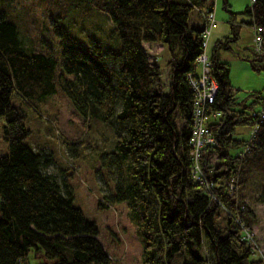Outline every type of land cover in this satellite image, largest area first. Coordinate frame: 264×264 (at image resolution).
<instances>
[{
	"label": "trees",
	"instance_id": "1",
	"mask_svg": "<svg viewBox=\"0 0 264 264\" xmlns=\"http://www.w3.org/2000/svg\"><path fill=\"white\" fill-rule=\"evenodd\" d=\"M88 1L109 16L120 51L104 50L96 41L83 47L63 26L41 30L25 48L15 23L0 13V118L8 150L0 153V264H210L204 241L213 264H264L241 235L242 226L251 229L256 221L245 197L264 203V120L252 115L264 108V95L234 96L229 64L216 54L236 38L238 12L229 11L226 20L234 37L216 40L208 54L219 86L211 108L219 115L208 121L215 144L202 150L203 183L190 174L193 92L186 74L196 68L205 14L214 2ZM192 12L201 26L191 23ZM242 13L261 29L254 59L264 64V0H251ZM144 42L168 48L167 91ZM58 94L86 129L104 122L115 134L112 147L90 168L77 160L83 136L64 138L83 170L77 175L61 168L60 179L46 172L55 161L27 141L24 112L11 102L12 95L32 104ZM238 125L258 129L247 140L235 139ZM252 179L259 181L257 191L250 189ZM80 185L102 224L74 205Z\"/></svg>",
	"mask_w": 264,
	"mask_h": 264
},
{
	"label": "rangeland",
	"instance_id": "2",
	"mask_svg": "<svg viewBox=\"0 0 264 264\" xmlns=\"http://www.w3.org/2000/svg\"><path fill=\"white\" fill-rule=\"evenodd\" d=\"M212 1L214 2L212 11H214L215 23L210 28L211 35L207 38L209 42L206 53L212 48L213 41L210 38L213 34L218 38L223 35L234 37L230 29L228 32V24L224 21L230 14L229 11L238 12L235 18L237 21L235 23L236 38L227 42L228 48L217 47L216 54L221 61L229 64V81L233 89L236 90L234 96L244 99L248 97L249 93H258V91L264 95V68L262 67L264 64L262 61L254 59L255 31L252 25L246 22L249 16L242 13L251 0H228L227 10L223 9V0ZM0 13L15 23L18 40L25 48H30L36 42L37 35L41 30L52 31L54 26H63L83 47H88L91 42L96 41L104 50L110 49L114 52L121 50L120 37H118L117 30L109 16L105 11L95 6L94 2L92 4L88 0H0ZM191 16H195L194 12L191 13ZM197 26H199L198 23ZM162 46L153 42L143 43V47L148 51V57L154 60L159 68L161 67V78L165 82L167 91L170 82L168 75L170 69L166 66V62L170 56L168 48ZM11 102L24 112L26 126L30 129L27 141L35 148L50 153L51 158L54 159L55 162L47 166L46 172L52 173L57 179H60L64 168H68V170L74 168L77 175L81 174L83 170L81 166L77 165L76 158L65 147L64 138L78 140L83 136L77 160H82L86 168L95 165L97 155L102 150H109L112 147L115 134L111 125L99 121L98 124L90 122V126L86 129L83 122L76 121L79 116L65 102L61 94L54 97L48 96L40 101L33 100L32 104H27L17 95H12ZM3 122L4 118L1 117V154L8 152L7 142L2 139ZM252 131L251 126L238 125L234 138L247 140ZM212 161L217 163L215 156ZM102 186L106 190L103 183ZM258 188L259 181L252 179L251 191H257ZM245 199L256 214V221L253 223L251 231L257 246H259V252L264 255V203L255 202L248 196ZM73 200L74 205L83 211L89 221H95L98 225L104 222L102 214L90 205L84 185L75 189ZM204 242L202 253L210 260V264H213L214 261L209 254L207 242ZM30 260L32 259L30 258ZM177 263H180V260L177 259Z\"/></svg>",
	"mask_w": 264,
	"mask_h": 264
},
{
	"label": "built area",
	"instance_id": "3",
	"mask_svg": "<svg viewBox=\"0 0 264 264\" xmlns=\"http://www.w3.org/2000/svg\"><path fill=\"white\" fill-rule=\"evenodd\" d=\"M212 10L208 11V13L205 14L206 25L204 26L202 31L203 48L202 52L199 53L195 59L196 68L193 72H188L186 74L188 86L192 89L193 92V101L191 107L192 124L190 129L191 133L188 138V152L191 163L190 174H192V178L195 182L199 181L203 183H205V179L202 173L201 162H199L200 157L203 153L202 150L207 146L215 144L214 134L208 126V121H210L212 118H216L219 115V112L217 110L215 111L213 110V108H211V104L215 100V95L219 86L216 79L210 74V58L208 53H206V43L208 40L207 38L210 35V28L215 23L214 11ZM254 31V50L259 52L262 45V41L259 37L261 29L259 27H255ZM252 115L260 119V121L264 120V108H260L258 111L253 112ZM252 129L253 131L251 133V136H254V133L258 129L257 125L254 126ZM247 148L248 147L245 146L244 150ZM231 188L232 185H230L229 190ZM241 230L242 237L245 240L249 241L251 246H253L254 251H256L258 255L264 259V255L262 254V252H259V246H257V243L254 240L251 229L246 226H242Z\"/></svg>",
	"mask_w": 264,
	"mask_h": 264
},
{
	"label": "crops",
	"instance_id": "4",
	"mask_svg": "<svg viewBox=\"0 0 264 264\" xmlns=\"http://www.w3.org/2000/svg\"><path fill=\"white\" fill-rule=\"evenodd\" d=\"M194 11H196V10H194ZM248 19H249V17H248ZM227 20V17L225 18V21L224 22H226L227 24H228V32H229V29H230V26H229V23L226 21ZM191 23H193L194 25H196L197 26V23L199 24V26H201V24H203L202 23V21H200L199 20V17L197 16V15H195V16H193V18H192V22ZM231 32V31H230ZM232 33V32H231ZM211 35V34H210ZM210 35L208 36V38L210 37ZM224 36H227V35H223L221 38H218L217 36H215V34H213V36H212V38H210L211 39V41H213L211 44V47L213 48V45H214V42L216 41V40H219V39H222ZM210 41V42H211ZM209 42V40H207V43ZM206 43V44H207ZM160 44V43H159ZM161 46H162V44H160ZM163 47V46H162ZM207 47H208V44H207ZM212 48H210L209 49V52H208V54H210L211 53V50H212ZM207 49V48H206Z\"/></svg>",
	"mask_w": 264,
	"mask_h": 264
}]
</instances>
